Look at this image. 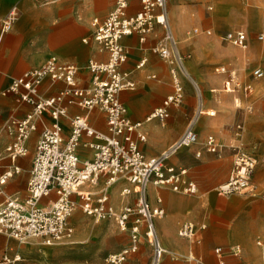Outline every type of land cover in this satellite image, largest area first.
I'll return each instance as SVG.
<instances>
[{
  "label": "built area",
  "instance_id": "built-area-1",
  "mask_svg": "<svg viewBox=\"0 0 264 264\" xmlns=\"http://www.w3.org/2000/svg\"><path fill=\"white\" fill-rule=\"evenodd\" d=\"M132 1L115 0L113 9L104 20L93 19V37L102 50L108 53V60L88 62L86 69L93 75L89 87L82 88L78 84L81 69L77 65L62 62L58 56H52L41 67L15 78L2 92L3 97L16 96L20 103L28 104L33 109L25 118L11 117L5 123L4 129L12 139L6 153L12 162L28 155L27 143L32 133L39 128L38 125L44 123V115H48L53 122L51 126L44 127L37 141L26 199L9 197L0 203V234L20 243L36 240L47 247L68 244L74 236L70 219L79 208L95 223L114 219L122 232L130 228L132 244L125 251L110 255L108 261L112 264H124L130 255L139 250L143 226L144 235L153 247L151 264H161L169 254L156 229V221L165 216V210L150 204L149 190L154 186L185 195H195L198 192V185L187 178L188 170L168 167L167 162L180 151L199 143L197 127L207 112L203 109L202 92L187 71L186 56L182 53L171 25L169 0H139L141 9L130 15ZM19 14L20 10L15 6L0 20L1 36L14 26ZM156 27L161 28L162 35L151 52L169 65L173 93L147 121L157 119L165 122L169 118V108L182 105L185 96L182 76L198 88L200 97L198 109L183 134L160 156L149 158L139 146L147 141L144 124L130 119L128 110L120 99L121 93L136 89V83L128 73L122 71V66L129 59V50L122 40L137 35L140 43L145 44ZM190 34L195 37L202 34L210 36L212 31L196 28ZM222 40L243 51H247L249 47L247 33L243 30L228 32ZM257 41L264 43V30L257 35ZM146 62L143 59L137 69L143 68ZM216 72L226 77L224 92L236 94L242 91L245 95L253 93L252 83L240 80L236 72L229 68L220 66ZM251 78L253 81L263 79L264 71L261 68L255 69ZM46 79L52 84H65V89L57 95L44 98L40 94V87ZM71 106L83 109L86 114L69 117L68 109ZM249 109L252 110L253 106ZM94 110L105 114L107 132L92 128L89 114ZM62 118L68 119L72 128L68 140L63 137ZM243 130L241 124L236 127L237 137L241 136ZM84 136L93 140L84 144L92 149V160L81 161L78 155ZM204 147L211 154L221 151L214 135L207 136ZM235 152L234 169L228 181L215 189L220 197L246 195L253 190L252 178L258 166V153L256 149L248 151L239 148ZM196 156L200 157L201 152L198 151ZM20 172V168L15 167L0 175V196L9 179ZM101 178L106 181V188L99 195L79 191L88 184L97 186ZM119 182L128 184L122 190L121 197L132 194L136 197L133 205L125 204L117 212L109 203L107 190ZM50 196H55L51 205L42 207V200ZM74 196H78L80 202ZM205 228V225L185 222L180 226L178 237L195 242L199 232ZM215 253L219 257V264H226L222 257L223 251L216 249ZM4 260L11 262L8 256ZM188 261L191 264H203L195 256H190Z\"/></svg>",
  "mask_w": 264,
  "mask_h": 264
},
{
  "label": "crops",
  "instance_id": "crops-1",
  "mask_svg": "<svg viewBox=\"0 0 264 264\" xmlns=\"http://www.w3.org/2000/svg\"><path fill=\"white\" fill-rule=\"evenodd\" d=\"M256 1L262 4L264 3V0ZM234 3L238 5L239 3L244 4L245 0H237L236 2L235 0H169V19L180 44L184 43L186 45L191 41L189 38L190 32L196 28L211 30V28H204L202 26L203 18L206 16L208 10L211 11V17L219 20V22L224 20H241L242 16L240 18L236 16L239 13L231 12L226 14V16L218 15L222 14V8ZM114 4L115 0H0V20H3L11 8L16 6L20 10L19 18L14 26L3 36H1L0 30V150L10 137L4 129L6 121L11 117L23 119L33 110L30 105L20 103L16 96L3 97L2 92L9 87L15 78L20 77L32 69L41 67L52 56H58L62 62L77 65L81 69L77 79L78 84L82 88L89 87L93 75L86 69L88 62L90 60L107 62L108 60V53L102 50L93 37L94 28L92 21L95 18L104 20L113 9ZM131 5L129 10L130 15L136 14L141 9L139 0H133ZM215 6L217 7L216 10H214ZM238 30H243L247 33L248 48H250V40H252L250 34L244 29ZM233 31L237 30H228L224 34ZM161 35V28L156 27L154 34L149 37L148 42L145 44L140 43L137 35L126 37L122 40L123 45L129 50V59L122 66V71L128 73L130 78L136 83V89L121 93L120 99L126 106L130 119L135 123L144 124L147 141L146 143H140L139 146L145 156L149 158L160 156L183 134L189 120L198 109L200 97L196 98L194 104L193 94H189L193 92V85L188 79L182 76L181 79L185 90L182 105L169 108V118L165 122H160L157 119L147 121L149 116L156 109L161 108L165 99L173 93V80L169 65L159 58V56L151 52V48L158 42ZM192 38L194 39V43L206 41L203 37L195 39L194 36ZM254 50L258 52L257 48ZM193 51L197 54L196 59L188 61L186 68L195 84L200 86L199 80L204 78L201 77L203 76L202 69L205 62L204 54L202 48L199 46H195ZM262 53L264 54L263 50ZM143 59L147 60L145 66L137 69L138 64ZM221 66H225L236 72V75L240 78V74L236 70L226 65ZM217 68H215L217 76H214L211 81L217 83L218 78H220L221 90L223 91V83L226 77L217 74ZM257 68L264 70L261 65H258L253 71ZM251 74L249 77L252 80ZM246 82L249 81L246 80ZM252 82L255 81L252 80ZM187 87L189 90L186 89ZM63 89H65V84H52L49 79H46L40 87V94L44 98H48L57 95ZM215 90L220 89L212 87L205 95L201 91L203 96V109L207 112L206 115L208 113L211 114L210 116H216L218 114L217 107L213 106L214 99L218 100V97L214 95L216 93H212ZM219 93L228 96L235 95L224 91ZM232 99L235 102L238 98L234 97ZM185 102L187 104L186 109L183 107ZM211 106L213 109H207ZM68 110L69 117L86 114L83 109L77 106H71ZM43 120L44 123L38 125L39 128L32 133L27 143V156L18 158L15 162H12L6 153V148L12 141L11 138V141L4 148L3 154H0V175L10 169L13 170L15 167L20 168L21 172H23L20 178L15 177L17 182L11 180L14 176L9 179L11 181H8L4 186L3 195L0 196V203L5 202L9 197L18 196L21 199H26L28 195L27 186L28 181H30V171L32 169L37 141H39L44 127L51 126L53 122L48 115H44ZM89 122L92 128L98 131L107 132L108 130L106 116L99 110H94L89 114ZM223 123L225 122L220 121L218 125L220 126ZM61 125L63 127V137L65 140H68L72 129L69 120L62 118ZM211 129H214L213 125L205 123L199 132L197 131L199 138ZM90 141L93 140L86 136L82 139V144L78 149V155L81 161L92 160V149L90 150L84 146V144ZM229 141L227 140L228 143ZM253 149H256L257 153L259 152V147L256 144L247 150L251 151ZM193 151L191 149L185 152L188 154L186 156L188 159L191 158L192 155L190 153ZM209 157L210 155L204 150L203 158L206 159ZM184 165L186 163L179 157H176V155L167 162L168 167L188 170ZM187 178L198 185L190 170H188ZM222 179L221 177L218 178V180ZM261 185L264 186V182L259 183L260 188ZM126 187H128V184L119 182L107 190L109 203L115 209L121 208L125 204L133 205L135 203L136 196L134 194L125 198L121 197V192ZM105 188L106 181L104 178H101L97 186L88 184L79 191L99 195ZM118 189L119 192H117ZM2 197L5 199L1 200ZM53 199H55V196L43 199L41 206H50ZM74 199L80 202L78 196H74ZM149 200L153 207H162L165 210V216L156 221L158 236L164 248L171 255L170 258L166 259L164 264H181L175 259L177 256L182 257L187 254L195 256L203 264H219V257L215 253L216 249L223 251L222 257L226 264H240V245L249 246L253 237L252 228L245 224V221L249 218L247 217L248 213L240 209V196L236 199L231 198V196L220 197L212 194L211 191L205 190L202 196L187 199L179 196L171 189L168 190L167 188L151 186ZM159 200H161V203ZM254 205L257 206L256 220L259 224V232L264 235V198L254 202ZM83 216L87 218L84 214ZM71 219L70 224L74 228V239L76 232ZM81 220L80 222H85L83 218ZM185 222H193L197 226H206L204 230L199 232L197 241L187 242V240L184 241L178 237L180 226ZM73 239L68 244H79L78 242H73ZM32 243L42 245L36 240ZM195 243H198V245H193ZM257 245L261 247L263 243L258 241ZM142 248L147 250L148 246L144 244ZM62 250H46L43 251V255L45 258L46 256L61 258L64 257V252H61ZM245 251L246 258L249 255L259 256L261 254V249L259 248H255V251H251L250 253L247 248ZM21 253L23 256H30L37 261L40 260L39 253L37 251L35 252V249L26 247L22 249ZM19 258L18 261L23 262L21 255H19ZM137 261V256H133L127 264H146L143 261Z\"/></svg>",
  "mask_w": 264,
  "mask_h": 264
},
{
  "label": "rangeland",
  "instance_id": "rangeland-1",
  "mask_svg": "<svg viewBox=\"0 0 264 264\" xmlns=\"http://www.w3.org/2000/svg\"><path fill=\"white\" fill-rule=\"evenodd\" d=\"M237 0H235L236 2ZM192 4V3H191ZM215 6V10H216ZM208 9V8H207ZM239 13V18L241 20H224L219 22L215 18L211 17V11L208 10L206 16L203 18L204 28H211L212 35L208 36L202 34L198 38H205L206 41L201 43H194V37L190 34V40L186 45L184 43L180 44L182 53L186 56V63L196 59V53L193 51L195 46L202 48L204 54V67L202 69L203 79H200V90L204 95L212 87H216L220 90L212 91L217 99H214L213 106L218 109V114L216 116L203 115L197 131L203 127L205 123H210L213 125L214 129L206 132L202 137L199 138V143L194 147L189 149H184L180 151L179 157L182 161L186 163L184 165L190 172L192 176L196 179L198 184V192L195 195H185L182 193H177L179 196L185 198H193L197 196H202L205 190L211 191L212 194L217 196L215 192L216 186L224 183L232 172L235 149L239 148L241 150H247L252 145H257L259 147L258 152V166L255 170L254 176L252 178V192L246 195H234L231 198H239L240 196V209L248 213V220L245 224L251 227L253 230L252 242L249 246L240 245V264H264V235L259 232V224L256 220L257 218V206L254 205L259 199L264 198V186L259 187V183L264 182V78L252 82L250 79V74L255 67L261 65L264 69V43L259 42L257 35L264 30V3H258L256 0H245L244 4L239 5L234 3L232 5H226L222 8L221 13L218 15L226 16L228 13ZM221 23V25H220ZM244 29L249 34L252 40H250L249 50L242 51L222 40L224 33L228 30ZM179 40V39H178ZM258 49V52L254 50ZM223 58V59H222ZM221 65H226L236 70L240 74V80L252 82L254 91L252 94L245 95L244 92L240 91L234 96H228L226 94H221L223 92L221 86V80L218 78L217 83H213L211 79L217 76L215 73V68ZM264 71V70H263ZM212 75V76H211ZM242 76V77H241ZM196 78H198L196 76ZM199 79V78H198ZM193 85V100L195 104L196 98H198V88ZM187 90L188 87L186 88ZM213 97V95H211ZM237 97L238 99L234 102L232 98ZM239 100V101H238ZM253 106L250 110L249 107ZM184 109L187 108L185 102ZM211 110L213 107H208ZM223 121L222 125H218V122ZM244 127L243 132L240 137H237L236 127L238 125ZM208 135H214L220 145V153L218 154H207L210 155L209 158L204 157V141ZM9 139L5 143L4 147L0 150V154H3L4 148L11 141ZM227 140H230L229 143ZM149 141V136H148ZM202 152L200 157L196 156L198 150ZM194 150L190 153L192 156L188 159L187 153L189 150ZM197 150V151H196ZM186 159V160H184ZM1 171V169H0ZM23 175V172L14 175L11 180L17 182L15 177ZM223 178L218 180V178ZM18 178V180H19ZM10 180V181H11ZM9 181V182H10ZM170 190V189H168ZM119 192V189L117 190ZM18 197V196H16ZM21 198V197H19ZM114 198V195H113ZM5 198L2 197L1 200ZM153 205L155 203L152 202ZM115 209V208H114ZM116 211H120V207L116 208ZM85 220V222L81 219ZM75 226V237L73 242H78L79 244H61L52 247L43 246L40 244H34L33 241L26 243H20L12 238H8L0 234V264H112L108 261V258L112 254H117L123 250L129 248L132 244L130 228L122 232L114 219L106 221L103 223H95L91 218H85L78 208L76 214L71 219ZM79 224V225H78ZM132 226V220L129 223ZM142 240L139 245V250L130 255L124 264H127L129 259L133 256H137V262H145L146 264H151L153 260V247L149 243L148 239L145 237V226L142 227ZM186 241V240H184ZM261 241L263 246H258L257 242ZM189 242V241H187ZM146 244L148 249L142 248ZM68 245V246H67ZM193 245H198L195 243ZM254 246V247H253ZM35 249V252L39 253V259L35 260L30 256H23V248ZM253 247V249H252ZM246 248L248 252L255 251V248L261 249V254L259 256L249 255L246 258ZM50 249H63L61 252L64 257L54 258V257H44L43 251ZM19 255L23 258V262L18 261ZM8 256L11 262H5L4 257ZM191 254H187L182 257L175 259L181 264H191L188 259ZM171 255L168 254L162 260L161 264H164L167 258ZM16 259V260H15Z\"/></svg>",
  "mask_w": 264,
  "mask_h": 264
},
{
  "label": "bare ground",
  "instance_id": "bare-ground-1",
  "mask_svg": "<svg viewBox=\"0 0 264 264\" xmlns=\"http://www.w3.org/2000/svg\"><path fill=\"white\" fill-rule=\"evenodd\" d=\"M214 10H215V8H214ZM68 246V245H67Z\"/></svg>",
  "mask_w": 264,
  "mask_h": 264
}]
</instances>
